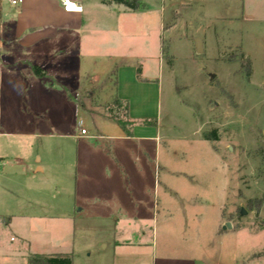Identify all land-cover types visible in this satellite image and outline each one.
Masks as SVG:
<instances>
[{
	"label": "rangeland",
	"instance_id": "rangeland-1",
	"mask_svg": "<svg viewBox=\"0 0 264 264\" xmlns=\"http://www.w3.org/2000/svg\"><path fill=\"white\" fill-rule=\"evenodd\" d=\"M141 4L135 13H119L120 32L129 40L117 52L92 47L84 53L66 32L59 44L44 42L40 53L20 54L13 40L20 6L0 0V205L6 186L19 202L24 179H56L59 201L54 219L29 226L17 221L2 237L14 250L27 244L30 257L69 253L75 264H103L113 256L104 245L120 232L102 206L119 181L102 179H121L120 191L141 201L163 194L182 221L173 194L192 207L190 219L202 210L210 228L223 205V220L234 231L219 245H208L205 254L213 258L218 250L229 263L264 264V203L257 206L264 200V0H247L245 8L230 0ZM17 59L39 63L54 76L36 78L30 74L35 65L28 72ZM113 60L130 64L114 66ZM137 62L144 65V82L137 80ZM116 84L130 113L125 101L110 112L133 132L113 152L108 137L75 135L81 121L90 135L97 132L86 112L111 108L113 101L103 95ZM75 103L84 113L73 111ZM198 197L201 207L191 204ZM146 212L131 223L132 239L152 241L157 214ZM3 264L25 261L16 257Z\"/></svg>",
	"mask_w": 264,
	"mask_h": 264
},
{
	"label": "crops",
	"instance_id": "crops-1",
	"mask_svg": "<svg viewBox=\"0 0 264 264\" xmlns=\"http://www.w3.org/2000/svg\"><path fill=\"white\" fill-rule=\"evenodd\" d=\"M79 3L83 11L78 12H66L63 9L60 0H22L20 7L16 13L18 20L14 23V36L13 40L18 43L20 47V54L25 50L40 53L42 44L44 42H51L52 44L61 43L65 39L63 33H71V40L75 39V43H78L79 47L83 50H88L92 47L98 48L103 52H117L123 48L125 41L129 40L128 37H124L121 34L120 28V15L122 12L135 13L139 11H132L124 5L117 4L115 0H72ZM200 0H185L188 2H196ZM210 1V0H209ZM247 0H230L233 7L245 8ZM142 3V0H141ZM144 7V5H143ZM36 10V14L33 16L32 11ZM234 13V11H233ZM197 17V16H196ZM197 20V19H196ZM191 22V24L198 23L197 21ZM111 25L113 30H111ZM118 35V36H117ZM67 37V38H68ZM61 52V51H60ZM17 55V54H15ZM120 62L113 60L110 62L112 65L126 66L130 64L129 60H123ZM17 64L22 63L21 69L26 67L30 72V65H36L44 69L46 76L49 77L52 72L46 69L43 65L24 61L20 59L16 60ZM15 64V65H17ZM134 64V63H133ZM15 65H9L15 67ZM25 65V66H24ZM134 65L137 71V80L144 82L142 73L144 65L141 62H137ZM28 66V67H27ZM6 68V67H5ZM141 73V74H138ZM31 75L35 76L32 73ZM53 75V74H52ZM54 76V75H53ZM36 77V76H35ZM38 78V77H36ZM42 79V78H41ZM109 90L104 94V98L109 101H114L116 97L120 100L129 103V101L122 96H119L117 91ZM103 96H101L103 98ZM69 98V97H67ZM82 94L79 96L80 101ZM80 104V102H79ZM75 103L73 111L83 112L81 106ZM107 107L103 111H87L89 120L93 123V131H97L94 134H89V129L84 123V127L88 131V136H80L76 134L75 137L79 140L94 138V137H108L110 140H114V143L110 146V150L117 152L121 150V145L116 143L117 141L127 140L131 136H128L126 132L114 121L110 119L107 114ZM130 113V110H129ZM96 122L102 123L100 128ZM114 125L115 127H111ZM112 131L111 134L107 132ZM105 131L107 134H105ZM133 132V131H132ZM1 160L3 158L0 157ZM37 172H44V167H35ZM105 182L117 183L121 182V179H102ZM133 182L134 179H130ZM136 180V179H135ZM119 182L115 194L112 198H102L105 202L102 206L108 208L112 216H114V226L116 232H120L119 237H114L104 245L105 248L111 246L113 256L103 264H235L229 263L228 258L225 256H218V250L213 258H209L205 254L206 247L208 245L218 244L223 241L228 231H234L232 229H225L224 226L227 221L223 220L222 207L217 213L214 225L210 227L204 226V218L202 210L196 212L192 219L188 216L193 215L190 212L192 207L187 206V201L178 196L177 194H170L171 198L177 200L181 205L180 216L183 215V220H180L175 215L172 206L165 203V196L159 192H154L153 195H149L147 199L138 198L134 195H126L120 191ZM20 198L19 202L17 198H14L12 190L9 187L3 188L2 202L0 205V264L12 260L13 258H23L25 264H28L30 256L25 252L24 244L21 248L15 250L7 246V242L4 241L3 235L7 230L14 229V225L17 221H20L24 226H29L31 223H37L45 217L47 220L54 219L53 215L59 213V201L57 197L58 182L56 179H24V182L20 184ZM54 191V194H52ZM45 200V201H44ZM123 200H128L129 203L125 204ZM194 201L193 203H191ZM190 203L194 206H202L203 199L198 197L193 199ZM150 206V208H149ZM148 207V208H147ZM74 205V211H82L83 208H78ZM191 208V209H190ZM44 209V211H42ZM149 209L146 215H152L149 213L151 209L155 211L156 219L153 214V224L149 231L152 233V241L145 242L142 238H131V232H134L131 227V223L139 220L144 216L143 211ZM161 216V223L159 220ZM39 217V218H38ZM50 217V218H48ZM186 217V218H185ZM2 219L5 220V225L2 226ZM53 222V221H51ZM182 222V223H181ZM138 223V222H137ZM145 223V220L142 221ZM119 226V230H117ZM145 228V227H144ZM146 229V228H145ZM143 230V229H141ZM16 233L22 240L27 238L26 235L16 230ZM14 238H11L13 241ZM69 253H61L54 255H68ZM73 264L75 261L73 259Z\"/></svg>",
	"mask_w": 264,
	"mask_h": 264
},
{
	"label": "trees",
	"instance_id": "trees-1",
	"mask_svg": "<svg viewBox=\"0 0 264 264\" xmlns=\"http://www.w3.org/2000/svg\"><path fill=\"white\" fill-rule=\"evenodd\" d=\"M117 4L124 5L128 9L132 11H137L138 9L142 8L141 0H115ZM33 72L35 76L38 78H44L46 73L39 67L34 66ZM141 74V73H138ZM111 108H106L107 114L112 121L117 123L128 136H132V128L127 127V125L116 115H113L110 110L114 108V106L119 110L123 107V101L116 97L111 105ZM125 110L127 116L129 115V103L125 105ZM116 112V111H115ZM264 200L258 201V209L262 207ZM28 264H73V258L69 255H52V256H44V255H35L30 257Z\"/></svg>",
	"mask_w": 264,
	"mask_h": 264
},
{
	"label": "built area",
	"instance_id": "built-area-1",
	"mask_svg": "<svg viewBox=\"0 0 264 264\" xmlns=\"http://www.w3.org/2000/svg\"><path fill=\"white\" fill-rule=\"evenodd\" d=\"M63 6L64 11L66 12H78L81 13L83 11L82 6L79 3H76L72 0H60ZM9 4L12 6H19L22 3V0H8ZM81 128L80 136H88V131L84 127V123L81 121L79 123Z\"/></svg>",
	"mask_w": 264,
	"mask_h": 264
},
{
	"label": "water",
	"instance_id": "water-1",
	"mask_svg": "<svg viewBox=\"0 0 264 264\" xmlns=\"http://www.w3.org/2000/svg\"><path fill=\"white\" fill-rule=\"evenodd\" d=\"M245 214H246L245 211L242 210V215H245ZM224 228L225 229H232V224L228 222L225 224Z\"/></svg>",
	"mask_w": 264,
	"mask_h": 264
}]
</instances>
